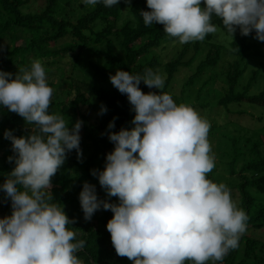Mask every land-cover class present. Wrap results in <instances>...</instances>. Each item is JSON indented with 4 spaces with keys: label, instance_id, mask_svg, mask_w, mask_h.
Instances as JSON below:
<instances>
[{
    "label": "clouds",
    "instance_id": "obj_1",
    "mask_svg": "<svg viewBox=\"0 0 264 264\" xmlns=\"http://www.w3.org/2000/svg\"><path fill=\"white\" fill-rule=\"evenodd\" d=\"M106 7L120 0H83ZM130 3V0H126ZM140 11L145 26L163 25L180 44L203 41L222 21L233 38L255 32L264 42V0H146ZM111 84L127 96L135 115L130 130L109 131L114 149L103 170H92L107 194L118 203L98 199L96 186L84 182L79 202L85 220L103 207L113 216L106 228L120 257L133 264H216L238 247L246 231L247 214L237 207L224 183L208 178L215 157L208 140L209 122L189 104H177L163 92L165 77L151 68L142 75L117 70ZM143 83L157 92L144 93ZM54 89L39 59L30 68L0 71V106L22 117L31 127L27 136L11 141L13 169L0 185L11 202V215L0 218V264H83L77 253L86 242L77 239L75 223L54 200L52 178L67 153L80 149L82 121L71 126L50 112ZM107 108L101 106L100 114ZM115 118L108 129L115 127Z\"/></svg>",
    "mask_w": 264,
    "mask_h": 264
},
{
    "label": "trees",
    "instance_id": "obj_2",
    "mask_svg": "<svg viewBox=\"0 0 264 264\" xmlns=\"http://www.w3.org/2000/svg\"><path fill=\"white\" fill-rule=\"evenodd\" d=\"M39 1L38 10L25 11V5L31 0H0V40L8 38L12 43L0 55V71L12 73L14 77L19 69L12 68V65L30 68L35 59L42 62L46 71L52 70V66L59 62L69 66L63 76L69 85L67 97L53 94L49 111L62 114L69 126L77 120L83 122L80 130L82 156L78 158L76 150L67 153L65 163L52 178L51 192L68 217L75 220L69 227L75 229L77 239L86 242L84 249L77 253L83 264H133L127 257L118 256L111 243L106 228L113 216L111 210H104L101 206L91 220H85L79 193L84 182H89L96 186L98 199L118 203L117 197L109 196L100 186L92 170H99L101 162H105L106 155L114 149V144L108 139L106 124L115 118V131L121 128L130 130L134 127L135 113L127 96L105 82L118 69L140 75L148 68L158 71L156 68L163 57L156 50L167 53L178 44V39L168 36L163 25H144L140 11H149L146 0H130V3L120 0L111 7L104 6L102 2L94 7L87 6L83 0ZM212 22L220 32L231 37L219 18L213 17ZM112 34L121 38L123 57L117 56L112 49ZM254 37L255 32L242 36L237 29L228 44L216 40L215 33L208 34L203 41L185 43L163 63L162 71H158L166 74L162 91L171 94L177 103L169 90L175 74L181 67L193 64L199 53H204L197 69L186 78L185 86L194 84L208 68L222 64V69L212 72L202 85L205 87L217 79L226 83V92L219 97V104L228 108L233 102L246 100L264 106V83L258 93L250 91L252 86L259 84L264 67V61H261L264 60V42ZM87 51L104 60L109 71L101 74L102 79L87 80L79 76L87 67L84 61ZM153 51L156 53L149 58ZM249 68L250 73L246 75ZM47 83L57 86L49 79ZM139 87L144 93L150 89L143 81ZM201 90L203 88L200 87L199 96ZM150 91L159 93L160 90L152 88ZM102 105L107 108L104 114H100ZM6 130H11L17 137L31 133L22 117L0 106V185L15 166L14 161L10 163L8 159L15 154L11 141L4 138ZM231 143L233 151H236L228 165L232 174L239 175L240 181L235 186L239 192L240 208L248 219L238 247L230 250L216 264H264V141L258 131L251 129L235 135ZM239 159L244 162L237 171ZM212 177L210 172L208 178L212 180ZM1 192L0 218H3L10 216L12 209L10 200L5 198L2 189ZM185 264L191 262L186 261Z\"/></svg>",
    "mask_w": 264,
    "mask_h": 264
},
{
    "label": "rangeland",
    "instance_id": "obj_3",
    "mask_svg": "<svg viewBox=\"0 0 264 264\" xmlns=\"http://www.w3.org/2000/svg\"><path fill=\"white\" fill-rule=\"evenodd\" d=\"M39 7V0H31L29 4L25 5L24 10L36 11L39 9ZM215 35L216 40L225 44H228L231 38L219 30L215 33ZM110 38L112 39V49L114 53L119 57H123L124 53L121 47V38L116 34H112ZM183 45L184 44H180L178 42V44L171 49L172 51L168 50L167 53H165L166 51L161 52V49H157V53L161 54L163 59H160V63L156 69L158 71H162L163 63L171 59ZM8 46H12L10 39L4 38L0 40V55L8 48ZM100 47H105V45H101ZM156 51L150 53L148 57L150 58L153 53H156ZM201 58H204V53H199L198 58L189 67H181L178 73L175 74L169 90L173 95H175L174 97L178 104L186 103L191 105L201 115V117L209 122L210 130L208 133V140L210 141L212 153L215 157V168L212 171V181L216 183H224L230 189L232 200L235 202L237 207L240 208L239 192L235 186V184L240 181V178L238 174H232L230 172L228 165L234 151H236L235 149L233 151V145L231 142L235 135L243 134L245 131L251 129L258 131L260 137L264 141V106L254 104L246 100H243L242 102H233L228 106V108L219 104V97H221L222 94L226 92V83L220 79H217L210 85L205 87L202 85L208 76L212 74V72L216 70L220 71L222 69V64L218 65L217 67L208 68L207 72L203 74L201 78L196 79L194 84L191 86H185L186 78L197 69L196 67L198 66ZM84 61L86 62L87 67L82 69V72L79 73V76H82L87 80L102 79L103 77L101 74L104 71H109L103 62L104 60H102V57L93 53L87 51L84 56ZM257 66L258 65H255V67ZM11 67L17 69L22 68V66L19 64L12 65ZM251 67L252 66H250V68ZM250 68L247 70L246 75H249ZM68 70L69 66L66 65L65 62H59L58 64L52 66V70L46 71V78L52 81L53 84H57V86L49 85L54 89V95L57 94L63 98L67 97L66 90L69 85L63 76L67 74ZM261 74L263 77L260 78L261 80L259 84L256 83L254 86H252L250 90L251 92L258 93L261 90L264 83V67ZM162 75L164 77L166 76V74ZM246 82L247 80L244 81V83ZM105 83L112 85L110 80ZM200 87L203 88V90H201V94L199 96ZM238 89H241V86H238ZM149 90L150 89H147L145 93H148ZM108 124L109 123L106 124L107 127ZM26 127L31 128L27 124ZM109 131L115 130L113 128L109 129ZM262 149L264 150V148ZM243 162V159L238 160L236 164L237 171H239ZM105 163L106 161L101 162L99 170H103ZM95 179L98 180L97 177H95ZM1 193L2 192L0 189V194ZM262 235H264V233Z\"/></svg>",
    "mask_w": 264,
    "mask_h": 264
}]
</instances>
